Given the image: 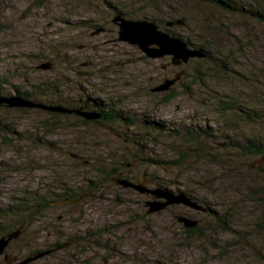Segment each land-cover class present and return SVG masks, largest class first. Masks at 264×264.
<instances>
[{"label": "rangeland", "instance_id": "374dc122", "mask_svg": "<svg viewBox=\"0 0 264 264\" xmlns=\"http://www.w3.org/2000/svg\"><path fill=\"white\" fill-rule=\"evenodd\" d=\"M111 1L121 3L128 19L148 18L160 29L169 27L196 43L208 39L205 43L210 51L220 55L226 66L219 59L211 63L199 59L204 57L199 50V55L177 65L169 54L153 58L137 45L120 41ZM171 9L183 10L190 19L175 27L166 25L178 18V12L169 14ZM89 20L99 28L88 26ZM58 43L63 48L60 54L44 58L49 46ZM188 46L196 50L194 44ZM14 69H23L25 75L10 78L13 83L37 78L61 80L63 96L102 91L118 98L126 108L146 113L149 121L225 128L218 116L220 110L213 108L211 94L230 93L246 105L252 100L250 93L264 88V24L192 1L167 5L161 0H0V73ZM168 79H176L169 90L155 91ZM9 92L16 94L13 89ZM35 106L0 105V203L13 202L21 191L31 189L48 187L59 192L67 186L84 192L81 188L89 181L100 187L98 192L91 188L75 203L61 202L30 215L24 239L13 247L16 234L5 247L13 257L12 264L27 259L33 261L26 264H262L248 246V233L258 219L256 201L263 195V191L254 194L252 190L255 185L264 188V172L246 170L243 156L234 153L237 158L225 162L192 152L183 165L154 166L140 158L167 161L177 157L162 142L167 138L159 136L158 130L147 127L149 133L156 134L145 138L142 125L87 124L75 115L51 114ZM120 128L140 134L137 140L146 146L142 153L140 145L125 139ZM252 128L243 125L237 129ZM223 130L215 131L210 140L223 142L224 134L231 131ZM145 173H152L153 179L148 182ZM119 179L148 189L191 194L205 203L207 211L200 212L202 208L191 198L195 205L173 204L150 212L147 202L164 199L126 186ZM213 210L230 218V231L219 229ZM180 216L200 222L204 229L211 226L214 230L206 232L217 242L216 247L207 245L210 239L186 240L188 227ZM101 226L105 231L99 240L114 248L81 237L67 242L71 235L81 236L86 228ZM205 249L209 253L205 254Z\"/></svg>", "mask_w": 264, "mask_h": 264}, {"label": "trees", "instance_id": "16d2710c", "mask_svg": "<svg viewBox=\"0 0 264 264\" xmlns=\"http://www.w3.org/2000/svg\"><path fill=\"white\" fill-rule=\"evenodd\" d=\"M173 1L176 2H200L208 5H212L221 11H225L226 13L236 15L238 17H245L248 19H253L257 22L264 24V0H161L164 4H172ZM113 2V4H112ZM118 1H111L109 3L110 9L112 10L114 16L126 18V13L122 9L123 6L120 5ZM171 9L169 14L174 15L176 12L178 18H173L172 22H167L166 25L172 23V27L178 24V21H183V23H187L190 19L189 17H185V13L181 9H176L177 11H172ZM174 12V14L172 13ZM180 17V18H179ZM128 19V18H126ZM88 26L92 29H98L99 25L93 23L89 20L86 22ZM158 24V23H157ZM159 25V24H158ZM167 32L171 33V35L175 37H180L181 35L175 32L170 31L171 28L166 27ZM101 29H104L101 27ZM183 39V37L181 38ZM184 40V39H183ZM187 43L194 44L196 46V50L202 51L204 57L199 59H205V62H213L219 59L220 55H215L210 51L208 43V39L203 41V43H196L192 40H184ZM207 42V43H205ZM200 44V45H198ZM60 44L50 45L49 53L43 55L44 58H50V54L56 55L60 54V51L63 50L62 47H59ZM205 46V47H204ZM49 54V55H48ZM53 59V58H52ZM220 64L226 66L227 63L224 59H219ZM51 63L48 64V66ZM54 67H51L53 69ZM19 69H14L13 71H5L0 73V99L1 98H9V97H23L26 100L33 102L37 105H43L46 107H54V108H63L66 110H76L80 109L88 113H94L98 115L96 119H84L82 116L77 113H69L64 111H53L48 110L43 107H37L41 110H47L51 114L63 113L65 115H75L77 118L82 119L84 123H97L102 125H110L114 123L116 125L123 124L128 127L129 125L139 126L141 127L142 132H145L146 136L142 134V137L148 138L149 136H153L156 133H149V129L147 127H152L155 131L158 130L157 134L159 136H165L167 139H164L162 142L168 144L171 149L176 152V158L169 159L165 161L162 158H153L146 157L140 158L142 162H152L154 166L158 164H168L174 166L183 165L185 161H188L191 153H195L197 155L209 156L216 161H225L229 162L228 159L235 160L237 157L243 156L245 160L246 170L253 171L254 168H259L262 172H264V88L259 87L254 93H250L252 95V100L249 101L246 105H243L239 98L233 97L230 93L217 92L214 91L213 96H211L213 101V108L219 109L220 113L218 116L222 118V122L225 128L217 127V129L213 128V125L205 124L204 126L196 125V124H185L184 122H172L167 126L166 122H162L156 119H152L149 121V115L146 113H138L130 108H126L118 98H111L103 94L102 91L98 92H90L87 94H79L75 97L66 96L62 93V86L64 84L61 80L55 82L54 80H45L37 78L35 81H26L24 84L13 83L12 79L15 77H24L25 72L23 69L18 71ZM254 78L248 77V80L251 81ZM8 89H13L16 91V94H11ZM83 89V88H82ZM8 90V91H7ZM85 90V89H84ZM103 94V95H102ZM60 97V98H59ZM59 99V101H54ZM239 102V103H238ZM1 106L5 107H15L10 106L7 102H0ZM8 107V108H9ZM27 107V106H22ZM233 114L237 117L234 118ZM234 120V121H232ZM211 123L212 120L209 119ZM119 123V124H117ZM138 124V125H137ZM251 126L253 127L251 130L248 129H237L240 126ZM111 126V125H110ZM113 126V125H112ZM227 126L229 128H227ZM119 127H121L119 125ZM118 128V127H117ZM223 129H229L230 132H226L224 135L223 142L215 143L214 139L216 136L215 131ZM254 129V130H253ZM123 132L125 139L129 141H133L134 143H138L139 152H143L144 150V141L139 142L138 136L140 134L132 133L129 131L130 129L121 128L118 129ZM234 130V131H233ZM125 131V132H124ZM224 131V130H223ZM162 134V135H161ZM156 138L154 139L156 141ZM159 140V139H158ZM178 140L181 142L179 143ZM148 142V141H146ZM219 145V146H218ZM179 147V148H177ZM225 147V148H224ZM232 153V154H231ZM237 155H241V156ZM135 156H139L138 153H135ZM124 164H127L125 162ZM226 164V163H224ZM250 167V168H248ZM115 168L113 167V172H115ZM112 172V171H111ZM122 172V171H121ZM120 172V173H121ZM146 179L152 180V173H145ZM151 177L148 178V177ZM162 182V181H161ZM87 186L81 188L84 192H80L77 189H72L71 187H61L63 190L56 192L52 191L51 188L45 187L42 189H31L30 191H21L20 196L13 202H1L0 203V234H18V239H24L23 234L27 231L26 222L29 221V216H33L35 214L43 213L47 208H54L59 206L62 203H73L77 202L79 198L88 193L91 188L98 192L100 185H97L95 181H89ZM158 185L164 187L162 183L158 181ZM79 188L81 185H77ZM76 187V186H75ZM74 188V187H73ZM87 188V189H86ZM252 191L256 194L259 191H263V195L259 196V200L256 201L255 206L258 207L259 215L257 216V221L252 223V231L248 233L246 232V237L250 238L249 247L252 248L255 252L254 257L258 259L259 262L264 264V188L257 187ZM168 190V189H167ZM252 192V193H253ZM94 195V193H92ZM195 201H198L199 204L203 206L205 204L201 200L199 201L197 198L193 197L189 194ZM256 199V198H255ZM71 200V201H70ZM205 207V206H204ZM255 207V208H256ZM206 208V207H205ZM212 210V209H210ZM255 211H257L255 209ZM213 215L216 216L217 224L219 229H223L225 231H230L228 229L229 217H222L219 215L217 211H212ZM29 217V218H28ZM27 218V219H26ZM195 221V220H194ZM26 227V229H25ZM111 229V227L107 228V230ZM214 230L211 226H207L205 229L202 228L200 222L195 224L194 226L188 227L185 229V237L186 240L194 239L196 241L201 239H211L210 235L207 234L206 231ZM105 231L103 226L95 227V228H86L81 236H73L71 235L67 238V242H73L76 238L81 237L85 239L87 242L92 244H98L101 246H105L108 248H114L110 245V243L105 242L102 243L99 239L102 237V234ZM20 233V234H19ZM248 233V236H247ZM77 235V234H76ZM100 235V237H99ZM256 239L260 241L259 244H253L252 241ZM207 242V241H206ZM213 243V245H211ZM217 242L208 240V246L216 247ZM262 244V245H261ZM57 245V243L53 244ZM227 247V246H226ZM225 248V246H224ZM36 249V248H35ZM206 250V249H205ZM211 250V249H209ZM219 248V252L221 253ZM39 250H36L37 252ZM207 251V252H206ZM204 251L205 254L209 253L208 250ZM30 253V252H29ZM28 253V254H29ZM31 254V253H30ZM14 255V254H12ZM27 257V256H26Z\"/></svg>", "mask_w": 264, "mask_h": 264}, {"label": "water", "instance_id": "95a60500", "mask_svg": "<svg viewBox=\"0 0 264 264\" xmlns=\"http://www.w3.org/2000/svg\"><path fill=\"white\" fill-rule=\"evenodd\" d=\"M113 22L119 27V39L127 41L131 44L137 45L146 52L150 57L156 58L164 55H171L173 58L174 64H179L182 61H187L190 57L199 55V51L195 49H190L188 43L181 39L180 37H175L171 33L162 30L159 28L158 24L155 21H149L147 19H126L123 17H115ZM175 82V79H168L165 83L155 88L156 91L168 90L172 84ZM0 102H7L10 106L22 107V106H40L48 110L53 111H64V112H73L82 116L84 119H96L98 115L85 112L80 109L76 110H66L63 108H54L46 107L43 105H37L33 102L26 100L23 97H9L1 98ZM120 183H123L126 186H133L138 189L140 192H148L147 187H143L142 184L137 185L131 182H128L126 179H119ZM150 192L153 194L154 198H163V201L156 200L149 201L147 204L150 206L149 211H159L163 209L168 203L171 202H184L189 205H195L193 200H190L184 194H177L169 190H155L151 189ZM181 221H184L185 226L191 227L196 224V221L191 220L186 216L179 217ZM16 233L9 234L6 237H0V254L5 251L6 245L9 241L15 237ZM8 264H11V259L6 258ZM29 259L17 263V264H26Z\"/></svg>", "mask_w": 264, "mask_h": 264}, {"label": "bare ground", "instance_id": "6f19581e", "mask_svg": "<svg viewBox=\"0 0 264 264\" xmlns=\"http://www.w3.org/2000/svg\"><path fill=\"white\" fill-rule=\"evenodd\" d=\"M143 19H146V18H143ZM134 20H137V19H134ZM147 20H149V19H147ZM149 21H153V20H149ZM177 22H178V24H182V22L183 21H178L177 20ZM168 25H172V23H169ZM159 26V25H158ZM166 31V30H165ZM182 38V37H181ZM184 39V38H183ZM185 40V39H184ZM121 41V40H120ZM192 57H195V56H192ZM188 61V60H187ZM180 64V63H179ZM178 65V64H177ZM48 67H50L51 68V65H49ZM176 80V79H175ZM171 88V87H170ZM169 88V89H170ZM168 89V90H169ZM156 91V90H155ZM169 191H172V190H170L169 188H167ZM150 190L151 189H149V191L148 192H145V193H147V194H152L151 192H150ZM172 192H174V191H172ZM175 193H177V194H184V195H186L187 197H189L190 199L192 198L189 194H187V193H185V192H175ZM192 200V199H191ZM196 202V204H198V205H200V207L202 208V210L203 211H207V208H205L204 206H202L201 204H199L197 201H195ZM184 202H171V203H168L165 207H164V209L167 207V206H169V205H173V204H183ZM186 204V203H185ZM184 205V204H183ZM187 205V204H186ZM189 205V204H188ZM30 261H33V260H29L28 262H30ZM27 262V263H28Z\"/></svg>", "mask_w": 264, "mask_h": 264}, {"label": "flooded vegetation", "instance_id": "af4514ba", "mask_svg": "<svg viewBox=\"0 0 264 264\" xmlns=\"http://www.w3.org/2000/svg\"><path fill=\"white\" fill-rule=\"evenodd\" d=\"M146 19H148V18H146ZM160 59V58H159ZM177 82V81H176ZM148 182H149V180H148ZM198 202V201H197ZM186 206H188V205H186ZM171 207V206H170ZM169 208V207H168ZM200 212H205V211H203V210H200ZM200 212H198V213H200ZM12 241V240H11ZM11 243V242H10ZM20 242H19V239H17L16 238V243H15V245L13 246V247H15V246H17L18 244H19ZM12 244H13V242H12ZM13 247L11 246V248L13 249ZM10 249V248H9ZM14 254H16L17 256H18V254L21 256V257H25V256H22L23 254H20V253H17V252H13ZM2 254L3 253H1L0 254V264H8V262H7V259L6 258H9V259H13V257L10 255V251L7 249V250H5L4 251V255L2 256ZM10 256V257H9ZM14 256V255H13ZM12 264V263H11Z\"/></svg>", "mask_w": 264, "mask_h": 264}]
</instances>
